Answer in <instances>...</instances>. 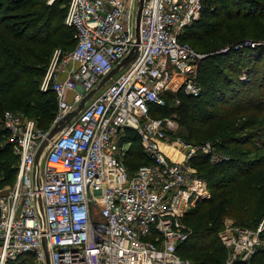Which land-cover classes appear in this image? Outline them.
I'll return each mask as SVG.
<instances>
[{
    "label": "built area",
    "instance_id": "obj_1",
    "mask_svg": "<svg viewBox=\"0 0 264 264\" xmlns=\"http://www.w3.org/2000/svg\"><path fill=\"white\" fill-rule=\"evenodd\" d=\"M66 2L75 45L41 86L56 93L60 132L51 138L10 109L0 120L3 142L18 156L12 181L0 177V264L27 253L41 264H190L177 251L189 234L180 218L211 197L193 161L230 157L214 142L183 140L176 113L156 117L150 109L180 88L201 92L197 69L206 53L180 35L199 19L203 0H143L137 40L139 0ZM129 129L147 159L134 169L126 163ZM263 232L264 217L253 229L226 221L222 264H249Z\"/></svg>",
    "mask_w": 264,
    "mask_h": 264
},
{
    "label": "trees",
    "instance_id": "obj_2",
    "mask_svg": "<svg viewBox=\"0 0 264 264\" xmlns=\"http://www.w3.org/2000/svg\"><path fill=\"white\" fill-rule=\"evenodd\" d=\"M221 1L203 0L199 19L184 28L186 34H181L180 40L188 41V39L204 37L203 34L205 33L209 36L218 34L223 30L226 18L238 16L245 19L257 18L264 22V0H243L246 1L243 8H241L242 2L234 3L240 8L234 9L231 5L229 11H225ZM235 10L237 12H234ZM66 12V0H55L52 3H47L45 0H40V3L32 0H0V25L7 29L8 33L15 39L25 37L27 44L22 51L31 53L29 58L23 61V64H19L20 61L14 62L16 69L12 70L6 64L11 56L6 55L5 63L0 65V96L3 98V101H0V106L6 103L12 107H30L34 101L37 106L35 112L40 116L39 123L54 119L57 110L56 93L52 89L46 92L40 91L34 80H29L28 83L20 82L27 75L34 77L41 75L26 65L30 59H33L36 64L45 65L56 45L71 47L75 45L74 30L64 23ZM40 38L42 39L40 40ZM237 42L239 41L232 42L225 52L217 53L204 52L193 46L196 50L207 53V56L200 61L197 69L196 79L201 85V92L193 96L185 94L180 88L176 92L166 95L167 103L165 106L172 103L171 101L173 97H176V94L177 96L182 95L188 100H192L188 103H191L194 119L209 121L217 117L220 120V116L226 115L229 112L227 111L228 108L234 104L231 103L235 101L234 97L229 96L242 94L244 86L253 89L264 87L263 63L260 75L258 72L260 63L264 60V44L238 46L239 44L236 45ZM0 49L2 51L6 49L5 43L0 46ZM212 64L215 65L217 72L221 71L220 73L224 77H222L223 79H219V77L214 79L206 89L200 78V73L211 68ZM241 67L248 74V81L238 77L232 83L231 76L227 72L231 73L239 69L241 71ZM42 70L44 71V67ZM226 84L227 87H225ZM46 94L49 95L44 99L40 98ZM186 103L187 101L180 99L179 105L172 107L177 114L178 122L185 107H188ZM224 104L228 107L222 109ZM260 104L264 105V103ZM152 107H156L154 109L159 108L158 105H152ZM262 109L264 111V108ZM150 113L152 115L151 109ZM228 116H225L227 118L225 120L221 119V122L230 121ZM128 133L132 140V147L126 163L129 168L134 169L147 159L136 132L129 129ZM249 142L253 143L252 148L255 147L256 150L264 149V123L258 132L235 137L229 136L225 139V143L218 145V148L230 158L213 164L207 156L199 155L193 161L200 174L207 179L211 197L199 201L184 218V221L191 226L192 232L189 237L178 244L177 251L183 258L186 255H192L195 264L213 261L219 255H224L226 251L219 237L220 228L226 217H233L237 223H246L264 215V155L256 156L253 159H241L237 157V151L229 149L231 145H244L249 144ZM11 152H13L12 146L10 143L3 142L2 130H0V170H6V174L3 176L5 182L11 181L17 170L16 165H10L16 160ZM140 158L143 159L142 162L132 165ZM206 166L207 169L204 170ZM262 255L264 256V253ZM20 257H22L20 260L11 264H41L35 262L36 258L33 253H27Z\"/></svg>",
    "mask_w": 264,
    "mask_h": 264
},
{
    "label": "rangeland",
    "instance_id": "obj_3",
    "mask_svg": "<svg viewBox=\"0 0 264 264\" xmlns=\"http://www.w3.org/2000/svg\"><path fill=\"white\" fill-rule=\"evenodd\" d=\"M32 1L40 3V0H32ZM45 1L49 3L48 2L49 0H45ZM241 2H242L241 8H243L246 3V1H243V0L241 1L240 0H222L221 4L225 7V11L227 10L229 11L230 7L232 6L234 7V9H239L240 6L235 5L234 3L239 4ZM138 6H139V3H138ZM234 12H237V10H235ZM24 21H27V20H24ZM185 31L186 29L183 30L182 35L186 34ZM203 35L204 37L201 36V37H197L193 39H188V41L186 42L190 43L191 45L193 44L192 46H195L201 51L213 52V53L225 52L228 49L229 45L232 42L237 41V40L239 42H237L236 45L242 44V43L244 44L246 42H249L248 44H250L251 46L263 45L264 44V22H261L257 18L245 19V18H239L238 16L235 18H226L225 24L223 26V30L220 31L218 34L209 36V34L205 33ZM25 39H26L25 37L15 39L11 34L8 33L7 29H5L2 25H0V46H2L3 43H5L6 45V49L4 51L0 49V65H3V63H5L6 55L11 56L6 64L12 70L16 69V66H14V62L20 61L19 64H23V61L29 58V55L31 53L29 51H27V53L22 51L23 47H25L27 44L25 42ZM41 39L42 38H40V40ZM195 47L193 48L196 50ZM73 48L74 46L71 47L68 45L65 46V45H60V44L56 45V47H54L52 51V54L48 58V62L45 65L36 64L33 61V59H30L28 62H26V65H28L30 69H33L41 73V75H37L35 77L32 75L31 76L27 75V77H24L20 83H28L29 80H34L36 81L37 86L39 87L40 91H43L41 89V86L47 75V72L50 70L52 65H54V63H56V67H58L63 62V60L66 58V56L72 51ZM201 51H198V52H201ZM204 52H201V53H204ZM206 56H207V53H206ZM262 63L264 65V60L261 61L260 68L258 67L259 75L262 70ZM42 67H44V71L42 70ZM204 72L200 73V78L202 79L206 89L208 87V84H210L214 79H217L218 77L219 79H223L222 77H224L223 74L220 73L221 71L217 72V69L215 65L213 64L211 65V68L206 69V71ZM227 73H229V75L231 76L232 83L234 82V80L238 79V77H240L243 80L248 81V74L243 68L241 69V71L239 69L234 72H231V73L227 72ZM61 74L62 76H64V73H61ZM53 81H54V75L52 76V79L50 80V86L53 84ZM227 84L225 87L229 85ZM248 87L249 86H244V88H242L244 89L243 93L238 96H229L231 98L234 97L235 101L231 102L234 104L228 108L227 111L229 112L226 115L220 116L222 120H225L227 119L225 118V116L229 115L228 118H230V121L228 122H221V119L219 120L217 117L209 121H202L199 119H194L191 103H188V101L191 102L192 100L190 99L188 100V98L182 95H180L181 97L177 96V94H176V97H173L171 101L172 103L169 106H165V105L159 106V108L157 109H154L156 107H152L151 108L152 116H156V117L171 116L173 113H176L175 111H173L172 107H177L179 105V103L176 104V101L179 100L180 102V99L182 101H187L186 104L188 105V107L184 106L185 107L184 113L181 119L179 120V129L176 132V134L179 135L183 140L189 141L195 144L211 141V142L216 143L217 145H220L221 143H225V139L229 136L235 137V136H241V135L249 134V133L252 134L253 132H258V129L264 123V111L262 109L264 108V105L260 104V103H264V87L255 88V89L251 87L248 88ZM50 89L51 88L49 87L46 91H50ZM49 94L42 95L40 98L44 99V97L48 96ZM0 101H3L2 96H0ZM225 105L226 104L222 106V109L228 107ZM27 107L28 106L22 107V108L12 107L11 105H7L6 103H4L3 106H0V120L2 119V115L4 111L7 109H10L14 111L15 113L21 114L24 118L33 119L38 125V127L42 129L51 130L55 126L54 119L46 120L43 123H39L40 116L37 115L35 112V109H37V106L34 103V101L33 103H31L30 107L28 108ZM59 132L60 131H56L54 136H56ZM256 143L258 144V142ZM252 144L253 143L249 142V144H244V145H231L229 149L233 151H237L236 155H238L237 157L241 159H253L256 156L257 157L263 156L264 149L256 150L255 147L252 148L253 147ZM11 153L12 155L15 156L16 160L14 162H11L10 165L15 166L18 163V157L16 153L14 152H11ZM141 159L142 158H140V160ZM140 160H137L136 163H133L132 165H137L143 161V159L141 161ZM206 169H207V166L204 168V170ZM5 174H6V170L4 171V169H1L0 177H3ZM185 216L186 214L180 218V223L182 225V230L187 231L189 233L187 236L189 237L190 233L192 232V228L187 222L184 221ZM263 217L264 215H261L259 219H255L253 221H249L246 223H237L233 217L228 216L224 219L223 225L219 231V235H220V232L225 227L226 221L231 222L234 227H243V228L253 229L258 225V223L262 220ZM261 239L264 240V232H263V235H261ZM225 250L226 251L224 255L222 256L219 255L213 261L207 262L205 264L223 263L228 255L227 249ZM262 253H264V246L259 247L256 250L253 261L250 262L249 264H264V256L262 255ZM191 256L192 255H186L184 259L187 260L190 264H195V260ZM21 258L22 257L19 256L16 260L11 261V263L14 261L16 262L17 260H20ZM35 262L37 263V261Z\"/></svg>",
    "mask_w": 264,
    "mask_h": 264
},
{
    "label": "water",
    "instance_id": "obj_4",
    "mask_svg": "<svg viewBox=\"0 0 264 264\" xmlns=\"http://www.w3.org/2000/svg\"><path fill=\"white\" fill-rule=\"evenodd\" d=\"M142 4H143V0H139V6H138V10H137V15H136V29H135V35H136V40L138 39L139 37V24H140V16H141V10H142ZM134 56V54H131L129 55L128 57H126L122 63L120 65H118L113 71H111L104 79H103V83L106 82L107 80H109L113 75H115L118 70H119V67L121 65H124L126 64L132 57ZM95 92V91H94ZM84 103V102H83ZM83 103L75 110H73L70 114H69V118L75 116L78 111L81 109ZM57 131V126H54L52 129H51V132H50V137L52 138L54 136V134L56 133ZM47 142H45L44 144L41 145V147L39 148L37 154H36V158L37 160L39 159V156L42 152V149L46 146Z\"/></svg>",
    "mask_w": 264,
    "mask_h": 264
}]
</instances>
